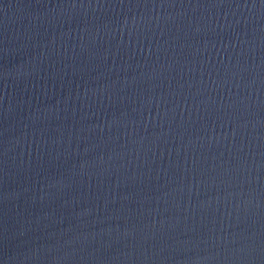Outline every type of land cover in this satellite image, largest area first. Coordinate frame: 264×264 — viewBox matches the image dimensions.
Masks as SVG:
<instances>
[{"label":"water","instance_id":"obj_1","mask_svg":"<svg viewBox=\"0 0 264 264\" xmlns=\"http://www.w3.org/2000/svg\"><path fill=\"white\" fill-rule=\"evenodd\" d=\"M0 264H264V0H0Z\"/></svg>","mask_w":264,"mask_h":264}]
</instances>
